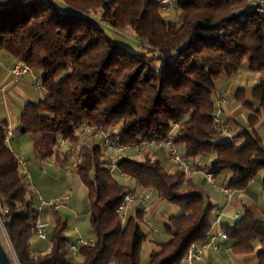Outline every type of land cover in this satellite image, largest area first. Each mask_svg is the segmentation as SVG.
Here are the masks:
<instances>
[{"label":"trees","instance_id":"trees-1","mask_svg":"<svg viewBox=\"0 0 264 264\" xmlns=\"http://www.w3.org/2000/svg\"><path fill=\"white\" fill-rule=\"evenodd\" d=\"M252 4L179 0L182 22L175 24L158 0H0V54L31 67L45 94L26 105L19 134H54L77 145L88 131L104 130L128 148L161 143L173 133L193 169L223 177L219 188L247 190L264 174V140L257 132L264 113V15ZM107 31L131 34L148 47L132 51ZM245 62L262 76L252 103L238 92L250 112L248 128L229 139L213 121L217 92L220 81L238 75ZM6 132L0 122V204L9 209L8 235L21 264H56L67 227L57 224L48 254L31 256L38 213L27 200L29 188ZM82 154L74 170L89 192L96 244L82 247L83 261L74 264H142L145 214L136 211L124 226L116 214L137 190L122 186L106 168L102 144L85 146ZM212 156L209 167L199 166ZM117 172L179 210L165 224L170 241L156 245L149 264H181L193 244L207 241L214 206L184 173L171 174L148 152L142 162L122 157ZM222 229L233 255L260 246L258 264H264V220L245 209Z\"/></svg>","mask_w":264,"mask_h":264},{"label":"crops","instance_id":"crops-1","mask_svg":"<svg viewBox=\"0 0 264 264\" xmlns=\"http://www.w3.org/2000/svg\"><path fill=\"white\" fill-rule=\"evenodd\" d=\"M253 4L252 6H254ZM179 11L180 9L176 7L172 13L164 14V17L168 22L180 24L182 22V13ZM17 61L18 60H15L5 54H0V122H5L7 131L12 133L11 141L7 143L11 151L15 154L17 159L23 158L27 162L26 170L30 175L31 186L33 187L31 195L34 197V208L39 207L40 198L46 203L42 207V211L37 215L38 217L36 219V223L39 226L45 227L47 232V240L42 241L37 235L36 237L38 238L39 242H44L46 244L47 250L44 252L40 246H36L34 239L31 240L30 246L31 256L33 258H38L39 256L48 254L51 251L52 239L57 224L66 225L67 229L69 227V217H62L60 212L62 210L63 212H66L76 208V201H81L82 205H84V202H87L89 195L88 189L83 184H81L78 176L74 172V169L80 156H83L82 153L84 151V147H89L95 143H100L101 141H99V138H92V140L89 139L90 135L87 132V135H82L80 142L75 145L76 151L72 152L68 149L62 148V138L54 134L20 135L18 132V126L26 105L29 103L43 101L45 99V94L44 92H40L34 88V80L39 78V75L35 72H33V74L27 75L20 83H13L11 71ZM237 76L238 75L230 79H225L222 86L219 88L217 95L219 94L227 96L230 94V99L235 100L237 99L238 92L243 90L245 91L246 101L252 103L254 88L260 82V80L258 81L257 79L255 83L251 84V87L244 86L245 82L242 80H240L238 86H235L233 79H236ZM245 87H247V89H244ZM243 108L244 107H236L231 111L222 108L221 117L223 116V113H225V117L231 121L230 123L225 121L227 127L233 124L234 126L236 125L237 127H241V131L245 130L244 127L247 125H241V121L239 120V117H242L245 113ZM81 133L84 134L83 131H81ZM236 135L238 134L236 133L232 135L231 132H229V137L226 138L232 139ZM181 148L183 149L181 156L184 157L185 148L183 146H181ZM178 151L181 153V149H178ZM161 154L164 157L167 156V158L169 156L167 150L158 148L156 157L161 162L162 160L159 156ZM123 158H125V156H123ZM208 159H200L198 161L199 166L203 168V163ZM163 165L170 171L171 174L179 172L178 167L176 165L173 166L169 159L167 160L166 165ZM206 173V171L195 168L193 174L189 178L195 185H198ZM22 176L27 184V179L24 177L23 173ZM263 177L264 174L261 173L251 181L247 190L237 192L233 199H228L221 192L218 194H220L222 197L224 195L222 201H220V198L211 199L209 202L214 206L213 220L221 216L222 228L224 225L233 226L238 220L235 219V216L239 213L241 217L245 209H248L257 219L264 220V189L262 185ZM215 180L218 186L223 180V177ZM204 181L206 185L210 187L212 186L213 188V184L208 183L206 179H204ZM57 182H60L57 190H52V188L56 186ZM136 190L137 192L135 195L137 196L142 195L143 192L150 194L149 203L151 205V211L149 214H145V224L150 226L154 225L151 228L153 232H159L157 218L162 211H164L162 215L165 221H168L170 217L177 216L179 214V210L175 206L159 200L157 194L154 191H141L137 188ZM60 195H66V197H64V199L57 198L60 197ZM54 202H57L58 208L51 206ZM87 209L88 213L85 215L80 214L77 209L73 210L77 231L79 230V223L81 222L82 218L85 216L90 218V208ZM140 210V205H135L134 208L129 212V218L135 214L136 211ZM78 235L79 236L76 238H70L67 236L66 232L64 233V238L61 241V252L55 262L56 264H74L83 261V258L80 256L79 252L73 253L70 250L71 246L74 245L79 239L96 241V238H86L81 234ZM170 239V237H167V240L156 239L153 242L155 247L154 250L156 249L157 244L167 243L170 241ZM231 245L232 244L230 241H218L216 245L217 249L212 248L206 250L201 264L259 263L258 252L261 249L260 246L257 247L255 253L247 255H233L231 252Z\"/></svg>","mask_w":264,"mask_h":264},{"label":"built area","instance_id":"built-area-1","mask_svg":"<svg viewBox=\"0 0 264 264\" xmlns=\"http://www.w3.org/2000/svg\"><path fill=\"white\" fill-rule=\"evenodd\" d=\"M161 6L163 7V11L165 14L172 13L179 2V0H159ZM255 5V10L261 15H264V0H252ZM102 25L106 26V23L102 22ZM140 49H144L148 47L145 43L138 41ZM11 74L13 76V83H20L27 75L33 74V70L29 67L25 62L18 60L17 63L13 66ZM34 88L40 92H43V87L40 80L37 78L34 80ZM226 102V98L224 95H218L216 98V114L213 117V121L216 127V131L220 134H224L226 132L225 121L221 118V112L223 105ZM90 138H102L103 139V152H104V160L107 162L106 168L110 171V173H116L118 171V164L123 157V153L126 149L119 139L113 138L104 130H99L95 132V130L88 131ZM12 133L9 131L6 132L7 143L11 141ZM88 141V140H87ZM157 146L159 149L167 150L168 155L170 157V161L176 165L180 172L184 173L187 177H190L194 169L180 156L178 148L174 142L173 133H170L167 139L161 143H144L139 148H150L151 146ZM61 147L64 149H68L72 152H75V145H71L69 140L62 139ZM82 160L80 156L77 161V166ZM17 163L22 168V173L24 177L27 179V186L29 188V195L27 196V200L33 204L34 197L31 195V191H33V187L31 186L30 175L26 170L27 162L25 159L20 158L17 159ZM205 179L208 183L213 184L221 193H223L228 199H233L237 193L235 190L227 189V188H219L217 186L215 177L212 172H207L205 174ZM150 194L147 192H143L142 195H127L122 200L120 206L118 207L116 214L120 218L122 225L124 226L129 219V212L134 208L135 205H140L141 211L144 214H149L151 211ZM40 205L36 207V211L39 214L42 211V207L46 204L41 198L39 199ZM54 208H58L57 202L52 203ZM38 217V216H37ZM240 214L238 213L235 216V219H239ZM9 224V209L4 208L0 204V233L4 235V238L7 241V247L9 249V255L13 262V264H21L19 257L13 247V244L8 235L7 227ZM37 236L40 240H47V232L45 227L37 225ZM218 241H229V237L227 233L222 229L221 225V216L214 219L211 231L208 234V239L203 244H193L186 258L183 260L181 264H201L204 258V254L208 249H217ZM96 241H87L84 239H79L74 245L71 246L70 250L73 253H78L82 247H94Z\"/></svg>","mask_w":264,"mask_h":264},{"label":"rangeland","instance_id":"rangeland-1","mask_svg":"<svg viewBox=\"0 0 264 264\" xmlns=\"http://www.w3.org/2000/svg\"><path fill=\"white\" fill-rule=\"evenodd\" d=\"M107 32L115 41L121 43L122 45L126 46L127 48L131 49L132 51H135V52H139L140 51V46H139V44L137 42V39L133 35L128 34V33H121V32H116L115 33L113 31H107ZM261 76L262 75L259 74V73L251 72L248 69V62H245L243 68L241 69V71L238 74V76L236 77V79L235 78L233 79V82H235V84H234L235 86H238L240 80H242L243 82H245L244 86L251 87V84L255 83L257 81V79L259 81ZM224 80L225 79L220 81L219 88L222 86ZM244 89H247V87H245ZM230 97H231L230 94H228L227 96L225 95L226 102L223 105V109H227L228 111H231L232 109H234L236 107H243V105L237 99L232 100V99H230ZM243 109H244L245 113H244V115L242 117H239V120L241 122L240 121H238V122H240V124L243 125V126L247 125L246 127H244V129H246V128H248V117H249L250 112L246 108H243ZM221 114H222V112H221ZM225 116H226L225 113H223V116H222L223 117V121H226L227 123H230L231 121H229V119L227 117H225ZM226 122H225L226 132L224 134H220V133L217 132L219 135H221V136L226 138V137H229V132H231L232 135L236 134V133L239 134V132L242 129L241 127H239V126L237 127L236 125L234 126L233 124H231V126L229 125V127H227ZM257 132L261 136V138L264 140V113H263V116H262L261 123H260V125L257 128ZM90 139L92 140V138H90ZM99 141H101L100 144L103 145V139L99 137ZM240 143L241 142H239V144ZM71 145H74V144H71ZM138 148L139 147H128V148H126L124 153H123V156H125V158H129L131 160L138 161V162L144 161L145 157H146V152L144 150L147 149V148H145V149L144 148L143 149L140 148L142 150H140ZM178 149L179 150L181 149V153L179 151V154L181 156L182 152H183V149L181 148V146H179ZM147 152L151 153L152 155H156V153L158 152V147L153 145V146H151L150 148L147 149ZM159 156H160V159L162 160L163 164H165V165H166V162H167L168 159L170 161V157L169 156H168V158H167V156H165V157L162 156V154L159 155ZM213 160H214V157L213 156L210 157L207 161H205L203 163L202 167L204 169L209 167L212 164ZM170 163L174 166V164L171 161H170ZM74 172H75V170H74ZM75 174H76V172H75ZM114 175H115L114 176L115 179L122 186H124L126 188H129V189H132V190L137 188L135 181L130 179L129 177H126V176L120 174L119 172H116ZM204 179H205V176L202 177V179L200 180L199 184L196 185V186L199 189H201V191L205 194V196L207 198V201L209 202L211 199H214V198H220V201H222L224 195L222 197L220 194H218V193H220V191L216 187L213 186V188H214L213 189L212 186L210 187V186L206 185ZM79 181L81 182L80 179H79ZM81 184H82V182H81ZM59 185H60V182L59 183L57 182L56 186H54L52 188V190H54V189L57 190ZM64 197H66V195H64V196L60 195V197H57V198L64 199ZM76 200H77V197H76ZM76 202H77L76 204L78 206L76 205V208H73V210L77 209L78 212H80V214H84V215L87 214L88 213V209L87 208H90L89 201L87 200V202H84V205H82L81 201L80 202L76 201ZM73 210H69V211H66V212H63V210H62L60 212L62 217H64V216L69 217V227L66 230L67 236H69L70 238H76L77 236H79L78 234H81V235H83L86 238H91V237L95 238V236L93 235V233L91 231V228H90V218H87L86 216L82 218L81 222L79 223V230L77 231L76 226H75L74 216H73V212H74ZM163 212L164 211H162L161 214L157 218V222H158L157 226L159 227V230H158L159 232L158 233H155V232L152 231L151 228L154 225L150 226V225L145 224L143 226V230L146 233V235H148V239H147L146 243L144 244L143 250H142V257H141L142 264H149L151 254H152V252H153V250L155 248L153 242L156 239L167 240V237H169V235H167V233L165 231V224L168 223V221L167 220L165 221V219L163 218V215H162ZM0 237L2 239L3 244L7 245V241L4 238V235L0 234ZM33 239H34V242H35L36 246H40L44 250V252H46V250H47L46 249L47 248L46 244L44 242H39L38 238L36 236Z\"/></svg>","mask_w":264,"mask_h":264},{"label":"water","instance_id":"water-1","mask_svg":"<svg viewBox=\"0 0 264 264\" xmlns=\"http://www.w3.org/2000/svg\"><path fill=\"white\" fill-rule=\"evenodd\" d=\"M0 264H13L9 252L7 251L5 245L0 237Z\"/></svg>","mask_w":264,"mask_h":264}]
</instances>
